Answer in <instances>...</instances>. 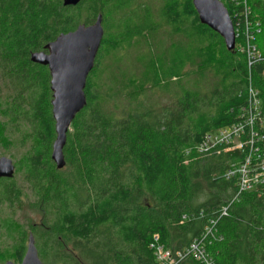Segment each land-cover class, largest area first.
Returning <instances> with one entry per match:
<instances>
[{"label": "trees", "instance_id": "trees-1", "mask_svg": "<svg viewBox=\"0 0 264 264\" xmlns=\"http://www.w3.org/2000/svg\"><path fill=\"white\" fill-rule=\"evenodd\" d=\"M152 1L0 0V87L11 92L0 106L4 124L25 128L23 143L34 140L16 166L25 169L30 206L45 219L32 227L39 255L48 264H159L155 236L183 250L215 220L206 245L217 264H264V185L238 194L224 177L242 161L240 150L197 152L207 132L239 121L251 82L264 99V0H248L249 21L261 22L255 42L263 59L252 66L200 21L193 0ZM222 1L231 14L229 0ZM99 14L112 24L87 79V105L68 132L66 165L58 169L51 158V77L30 56ZM159 34L172 42L156 52L147 45ZM138 44L146 45L139 70L128 60ZM0 181V201L23 200L14 176ZM19 235L18 263L29 237ZM178 264L200 263L187 257Z\"/></svg>", "mask_w": 264, "mask_h": 264}, {"label": "water", "instance_id": "water-1", "mask_svg": "<svg viewBox=\"0 0 264 264\" xmlns=\"http://www.w3.org/2000/svg\"><path fill=\"white\" fill-rule=\"evenodd\" d=\"M80 2L63 0L65 6H76ZM193 3L200 21L222 36L228 50H235L234 24L225 3L222 0H193ZM104 33L103 15L99 14L93 23H81L75 30L61 33L46 44L44 50L31 53V61L47 66L51 77V105L56 132L51 158L58 169L66 165L64 147L72 123L87 105V79L95 66ZM15 169L16 165L11 158L0 157V179L12 178ZM5 264H44L32 233L28 237L27 249L21 262L8 260Z\"/></svg>", "mask_w": 264, "mask_h": 264}, {"label": "built area", "instance_id": "built-area-1", "mask_svg": "<svg viewBox=\"0 0 264 264\" xmlns=\"http://www.w3.org/2000/svg\"><path fill=\"white\" fill-rule=\"evenodd\" d=\"M229 2L232 7L230 16L234 24L236 41L237 38L240 39L238 44L236 42V48L246 55L248 65L252 66L263 59L255 42L261 32V22L256 21L253 26L249 21L251 6L248 0ZM240 5L242 8L238 9ZM232 150H240L243 159L232 164L224 173V177L237 184L238 194L257 185H264V99L260 89L252 82L248 89L247 102L241 108L239 121L207 132L197 147V152L202 155ZM222 210L223 214H227V206ZM215 225L216 221L210 220L200 238H196L188 247L178 251L165 247L159 242V236H155V243L151 244V249L156 260L159 264H178L187 257H193L200 264H217L206 245V242L214 237Z\"/></svg>", "mask_w": 264, "mask_h": 264}, {"label": "rangeland", "instance_id": "rangeland-1", "mask_svg": "<svg viewBox=\"0 0 264 264\" xmlns=\"http://www.w3.org/2000/svg\"><path fill=\"white\" fill-rule=\"evenodd\" d=\"M153 2L155 3L156 1L153 0L152 3ZM109 20H106V22L104 20L103 22L105 32L112 24L111 20ZM164 38L165 42H163L161 35L159 34L157 38H151L150 43L147 46H151L152 50L159 52L165 46L166 48L169 47L172 42L171 39H166V37ZM145 50L146 45L138 44L136 47L131 48L128 52L129 64H132L133 67L135 66V69L137 68V70L140 69V62H138V59L144 54ZM119 56L120 55H115V59L118 60ZM144 59L146 62L149 61L146 57ZM10 93L11 92L9 91V88L5 87L4 84L0 87L1 100L7 99ZM165 101L166 99L164 98L162 103L167 104V102ZM3 109L5 108L3 106H0V157L7 156L13 160L15 165H17V162H22L27 153L31 151V143L34 142V140H29L30 142L23 143L22 140L24 139V137L21 135V132L26 133L27 131L25 130V128H22L20 130L21 132L16 131V127L12 126L11 124H8V126H6L4 124V121H7V119L2 113ZM25 177V169L22 166L20 169L16 166L14 179L17 180L18 185H20L25 192V196L22 197L23 200H21V202L14 203L11 206L8 201H0V264H5L8 260L17 262L15 254L21 241L19 237L20 232L24 231L26 232L27 236H29L30 233H32L33 225L35 224L37 226H41L43 221L45 220L40 210L30 206L34 198L32 196V190L30 189L29 184L26 182ZM26 244H28V239ZM36 245L38 248V252L41 251V244L36 243ZM68 247H74L72 242L68 243ZM41 254L43 257L41 255L39 256L43 263H50L45 259V253L41 252ZM3 259H5V261H3Z\"/></svg>", "mask_w": 264, "mask_h": 264}]
</instances>
